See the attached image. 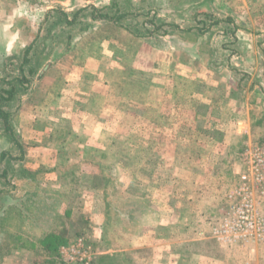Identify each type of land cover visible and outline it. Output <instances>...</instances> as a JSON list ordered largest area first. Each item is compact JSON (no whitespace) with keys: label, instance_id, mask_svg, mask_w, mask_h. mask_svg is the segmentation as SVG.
Instances as JSON below:
<instances>
[{"label":"rangeland","instance_id":"1","mask_svg":"<svg viewBox=\"0 0 264 264\" xmlns=\"http://www.w3.org/2000/svg\"><path fill=\"white\" fill-rule=\"evenodd\" d=\"M90 6L98 9L120 6V13H129L116 24L104 19L92 22ZM82 8L86 9L79 13V23L71 30L69 49L64 51L65 44L56 43V53H51L34 74H26L28 81L22 84L25 90L20 89L16 100L0 106L10 113L9 125L17 140L16 145L0 122V153L3 151L12 158L6 157L0 164V172L6 170L7 174L5 180L0 179V190L4 192L0 195V264H163L171 250H176V258L182 261L190 256L201 258L198 257L201 255L222 257L228 264H244L246 251L264 241L253 244L220 240L214 230L220 229L229 218L232 205L228 196L240 187V176L251 178L250 158L264 151V0H0V93L10 88L6 82L18 76L17 67L24 49L33 42L37 48L41 39L36 41V37L44 34L49 21L61 12L71 18ZM115 9L103 12L115 17ZM151 19L160 29L149 39L138 37V33L143 32L142 22ZM146 27L154 30L149 24ZM69 29L63 26L55 30L63 36V31ZM112 38L126 42L132 54L140 41L161 50L169 49L178 53L174 57L185 61L192 75L202 74L203 80L218 83L223 90L233 85L230 96L222 93L217 101L220 98L222 108L233 111L239 121L245 120L246 126L238 130L243 137L218 141L222 152L233 149L235 153H225L216 168V161L209 156L205 158L207 163H200L203 155L200 139L188 149L191 155L179 147L181 151L173 155L172 160L181 168L186 164V168L192 166L190 170L175 172V184L167 168L139 170L138 160L133 158L135 153L128 158L116 154L111 158L104 156L105 162L100 156L98 162L102 169L94 171L84 166L87 168L83 170L84 181L93 185L78 188L81 196H87L86 201L58 208L46 195L55 190L52 184L57 183L59 177L63 178L62 172L46 171L42 166H53L51 150L62 143L63 135L67 139L75 124L59 121L54 126L55 135L47 141L50 144L45 147L48 148L39 147L41 137L36 133L47 127L43 116H48L45 113L47 101L55 99L58 78L63 77L66 69L69 73L86 57H93L102 47L101 43ZM30 58V68H33L38 61L33 51ZM30 65H26V69ZM47 84H50L52 99L44 95ZM128 93L130 97L142 95L131 88ZM257 120L262 121L263 128L254 130ZM213 123H207L206 129L198 124L195 131L208 130ZM209 131L214 133L215 139L222 134L215 129ZM78 141L68 140V158ZM131 142L133 147L127 146V149L133 153L135 142ZM123 158L134 161L130 167L119 170ZM109 161L112 169L107 170ZM67 178L70 186L66 191L63 186L58 188L62 191L59 194L77 191L76 181L70 176ZM46 182H50V190L45 187ZM249 186L256 211L264 218V186L257 187L252 181ZM100 191L106 200L104 217L99 213L93 216L97 206L90 201L93 196L97 199ZM8 205L16 210L10 209L5 219ZM168 207L174 213L169 214ZM185 215L193 219L185 220ZM90 218L96 225L94 229L90 227ZM188 221L192 222L191 226ZM152 228L156 229V238L151 234ZM51 230L60 231L62 238L55 236L49 242L45 237Z\"/></svg>","mask_w":264,"mask_h":264},{"label":"crops","instance_id":"2","mask_svg":"<svg viewBox=\"0 0 264 264\" xmlns=\"http://www.w3.org/2000/svg\"><path fill=\"white\" fill-rule=\"evenodd\" d=\"M126 44L117 38L101 43L102 47L97 49V53H94L93 57H86L81 65L73 66L69 73L66 69L63 77L58 78L57 88H59L56 90L55 99L47 101L46 109L48 110L45 113H48V116H43L47 127L43 132L36 133L38 137H41L39 147L48 148L45 147L50 144L47 141L49 142L55 135L54 126L59 121L75 124L67 139L63 135L62 143L58 144L55 149L51 148L50 156L54 157L53 166H42L46 171L54 173L61 170L62 172L63 178L59 177L60 180L52 184L55 190H52L50 195H46L49 200L57 204L58 208L66 207L70 203L74 205L81 200L86 201L87 196H81L78 188L85 184L87 187L93 185H88L84 181L85 172L83 170L87 168L94 171L102 169L98 162L100 156L111 158V155L116 154L128 158L129 154L135 153L133 158L136 157L138 160L137 168L139 170L152 168L157 171L167 168L168 172L173 174L172 182L175 184V172L180 169L190 170L189 167L192 166L190 164L191 166L186 168L188 165L186 164L181 168L172 160L173 155L181 151L179 147L188 152L192 143L200 139L204 152L201 153L203 155L200 163H207L205 158L209 156L212 161H216L214 162L216 168L219 167L218 163L221 164L220 160L223 159L225 153H235L233 149L222 152V146L218 141L222 140L221 142H223L224 139L232 140L243 137L241 136L242 132L238 130L246 126L245 120L239 121L232 113L233 111L227 112L222 108L224 104L218 102L220 98L217 101L222 93L230 96L233 85H229L223 90V86L220 84L212 83L208 79V82L203 80L205 77L201 76L202 74L192 75L193 71L189 69L185 61H177L174 57L178 53H173L169 49L161 50L159 47L145 45L143 41H140L132 54L128 50L130 47ZM49 86L50 84H47L43 91L46 98L52 99ZM130 88L139 91L142 95L130 97L128 93ZM227 89L228 91H226ZM233 101L234 99L231 98L230 102ZM226 113L227 115H225ZM212 122H214L213 126H208L211 129H203L202 132L195 131L198 124H202L206 129V124ZM212 129H215L216 133L222 132L219 139L216 138V140L214 133L209 131ZM30 135L31 133L29 140L31 139ZM70 138L79 141L75 143L72 156L68 158L66 156L69 153L67 143ZM131 140L135 142L133 153L127 149V146L133 147ZM194 152L197 153V151ZM191 153L189 151L190 155ZM161 155L162 158H160ZM59 156L62 159L59 160ZM105 158L103 162H105ZM133 158L129 162L123 158L121 167L118 169H126L125 166L128 165L130 167L134 161ZM108 164L109 169L111 168L110 161ZM68 176L76 181L77 191L64 192V195L59 194L61 190L58 188L63 186L66 191L70 186L69 182L66 183ZM49 183H45L48 190L51 187ZM99 193L97 199L93 196L90 200L97 206L98 211L94 210L93 216L99 213V216L104 217L105 215L102 213H105L107 209L106 200L101 191ZM157 206L159 205L157 204ZM167 212L174 213L171 207L167 208ZM184 218L192 220L193 216L187 218L185 215ZM92 220L93 218L90 221V227L94 229L96 225ZM188 222V225L191 226L192 222ZM187 228L186 231L190 227L187 226ZM151 230L153 236L156 229L152 228ZM154 235L156 238V234ZM169 247L171 246L169 245ZM263 250L264 243L249 251L255 252L253 255L246 251L247 261L244 264L248 262H251L249 264L264 263ZM167 254L168 258L163 259V264H228L227 259L217 256L216 258L201 255L198 256L201 258L190 256L189 259L185 258L182 261L176 258V250L168 251Z\"/></svg>","mask_w":264,"mask_h":264},{"label":"trees","instance_id":"3","mask_svg":"<svg viewBox=\"0 0 264 264\" xmlns=\"http://www.w3.org/2000/svg\"><path fill=\"white\" fill-rule=\"evenodd\" d=\"M112 8H116L115 9V17L103 12V10H109ZM104 7L101 9H98L94 6H90L88 9L90 10V17H91V21L95 22L98 19H104L108 22H112V23H118L119 21H121L123 18L127 17L129 12H122L120 13V6H113V7ZM86 8H82L80 10H77L76 12H74L72 14V17L69 18L67 16V14L65 12H61L60 16H57L53 21H49L48 26L45 28L44 34H42V36H37L36 37V41L40 42L37 44V48H35L34 46V42L30 45H27L26 48L24 49L23 53H22V58L20 59L21 61H19V65L17 67L18 69V76L14 77L13 79L7 81L6 83L10 85V88L7 89H3L1 90L0 93V100L3 102L1 105L3 104H8L10 100L13 99H17L18 95L20 94L21 90L24 91L25 88L22 87V84H24L25 82L28 81L26 74H34L37 70V68L41 67L43 64L42 62L47 59V57L51 54V53H56V50L54 49V45L56 43H60V44H65V50L67 51V49H69L70 45L72 44L71 39H72V29L74 27L75 24L79 23V13L81 11H84ZM120 13V14H119ZM116 14H118L116 16ZM149 13H147L148 15ZM130 15V14H129ZM151 25L154 27V30H149L146 26L147 25ZM89 26L91 24H88ZM155 25V21L153 19L151 20H147L146 22H142V24L140 25V29L143 32L138 33L139 36L142 39H149L151 37H154L155 32L158 31L160 29L161 26H154ZM173 25V24H172ZM63 26H68L70 27V31L66 30L63 31V36L61 35V33H57L56 32V28L58 27H63ZM87 26V25H86ZM82 29V28H80ZM135 29V28H134ZM187 30H191L190 28H187ZM201 34L203 33L202 31H200ZM48 49V51H47ZM33 51L34 56L36 57V59H38L37 63L34 65L33 68L31 67V58H30V54ZM26 65H30L28 69H26ZM41 77V76H39ZM21 89V90H20ZM5 95V96H4ZM9 116L10 113L7 110H3V108L0 107V122L1 125L3 126L4 132L8 133L9 137L15 142V144L17 145V140H15V137L13 135L12 129L10 128L9 125ZM258 124V126H257ZM261 120H257L254 123V127L253 129L255 130L256 127H262L263 125ZM9 157L8 154H6L5 152H1L0 153V164L2 163V161L6 158ZM10 159H12L11 157H9ZM8 158V159H9ZM108 170V167H107ZM6 170H3L2 172H0V179L5 180V178H7L6 176ZM105 181V179H104ZM6 182V181H5ZM5 184V183H3ZM107 184V185H106ZM105 185L108 187L109 183L108 181H105ZM4 193L2 190H0V195ZM56 205V203H54ZM9 206V205H8ZM6 207L5 212H4V218L6 219L9 215V210L10 209H15L14 206H9ZM19 215L22 217L23 215L21 214V212H19ZM124 213V212H121ZM25 217V216H24ZM105 234V232L103 233ZM63 234L60 233V231H56V230H51L49 233H47L45 239H48L50 242V239H53V237H58L60 238ZM62 238V237H61ZM44 242V239L42 240Z\"/></svg>","mask_w":264,"mask_h":264},{"label":"built area","instance_id":"4","mask_svg":"<svg viewBox=\"0 0 264 264\" xmlns=\"http://www.w3.org/2000/svg\"><path fill=\"white\" fill-rule=\"evenodd\" d=\"M249 164L251 178L247 175L240 176V187L228 196L232 205L229 218L220 229L214 230L220 240L253 244L264 241V218L256 211L254 196L249 186L250 181L257 187L264 186V151L255 153Z\"/></svg>","mask_w":264,"mask_h":264}]
</instances>
